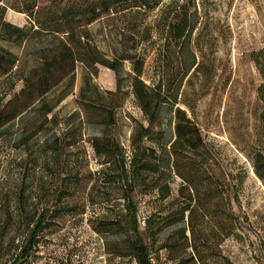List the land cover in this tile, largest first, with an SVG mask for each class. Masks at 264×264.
Returning <instances> with one entry per match:
<instances>
[{
    "label": "rangeland",
    "instance_id": "1",
    "mask_svg": "<svg viewBox=\"0 0 264 264\" xmlns=\"http://www.w3.org/2000/svg\"><path fill=\"white\" fill-rule=\"evenodd\" d=\"M102 1L0 0L2 21L27 31L14 44L2 39L0 26V48L17 56L12 72L0 78L1 103L23 88L22 79L41 65L45 51L67 40V31L82 49L116 66V75L91 66L89 53L81 51L74 81L64 80L43 98L56 104L70 90L47 122L37 102L0 128V264H10L25 245L32 227L25 220L40 216L45 224L38 243L22 264H137L117 252L132 224L117 160L97 155L92 146L104 136L117 143L115 152L127 162L139 150L145 163L158 167L157 174H139L132 194L154 264H264V178L253 167L264 157V102L252 60L264 48V0H120L108 12H102ZM82 9L100 16L82 27L84 18L57 21ZM180 15L187 28L175 40L169 27ZM138 69L148 90L166 99L151 125L133 93ZM83 103L92 107L87 114ZM97 106L112 110V125L87 122L86 115L105 117ZM184 118L198 129L201 142L192 137L190 149L177 158L176 127ZM38 123L43 128L27 141L25 134ZM147 126L150 134L138 140ZM190 159L195 165L207 160L202 168L214 179L196 181L204 195L200 202L175 167L190 175L183 171ZM214 183L225 192L223 214L220 199L212 196ZM158 187L168 195L161 196ZM189 194L193 212L168 226ZM234 221L236 228L226 236ZM106 224L116 227L103 230Z\"/></svg>",
    "mask_w": 264,
    "mask_h": 264
},
{
    "label": "trees",
    "instance_id": "2",
    "mask_svg": "<svg viewBox=\"0 0 264 264\" xmlns=\"http://www.w3.org/2000/svg\"><path fill=\"white\" fill-rule=\"evenodd\" d=\"M119 3L120 0H103L100 3L102 12L110 11L111 8ZM94 12V9H82L80 11H73L69 13V16L66 19H63L65 18L64 16L57 21L65 23L70 19L81 20V18H84V23L79 25V27H82L84 25L92 23L100 16V11L97 13ZM1 15L2 14H0V16ZM180 16L181 17L176 16L175 22L171 23L169 27L175 40L183 39L185 34L184 32L187 28V18L183 17V15ZM0 21V26L3 29L4 33L2 37L3 40L12 42L14 44H20L26 39L27 31L25 29L13 25L8 21H2V16L0 17ZM54 21L56 22V20ZM67 34V40L61 41V43L59 44V48L53 50L52 53L49 50L45 51V54L41 59V65L31 69L29 73L22 79L24 82V86L19 92L14 93L12 97L5 103H1L3 97L0 96V128L13 122L24 112L32 109L37 102L40 103V107L43 109V119L45 120V122H47V116L53 112L55 105L70 93V90L64 92L62 96L57 100L56 104L50 105L43 101V98L64 80L69 79L71 83L72 81H74L76 68L75 64L78 61L82 62L81 51L84 53H89V56L91 57V66L100 64L112 70L116 75V66L114 65V63L102 61L98 56V52H95V50L93 49H89V47H85V49H82L81 46L78 45V43L80 44V42L77 43L74 39H72V37H69L71 34L73 36V32L67 31ZM252 60L262 79V83L258 88V94L262 102H264V48L254 51L252 53ZM16 62L17 56L14 53L0 48V78L3 76H8L12 72V69L15 66ZM140 74V69L136 70V75L133 81V93L140 109L147 117L148 124L151 125L157 119L160 106L166 101V99L162 97L160 91L150 92L143 81H141ZM81 106L83 110L86 111V114L87 110L89 108H92L90 107L89 103H83ZM94 108H97L99 112L104 113L105 117H107H104L105 119L102 117L91 118L89 117V115H86L87 122L91 124L96 123L107 126H110L114 123L113 113L111 109L106 111L101 106H97ZM53 117L54 115H52L50 119H52ZM43 126L44 123H38L30 133L25 134V139L27 141L30 140L38 131L43 128ZM176 132L178 139L173 146L175 147V149L173 148V151L177 158V152H180L187 147L190 149L189 142L191 141L192 137H197L199 142H201L198 129L194 125H191L189 120L185 118L182 119L180 123H178ZM149 134V126L142 128L139 133L138 140L140 138L148 136ZM92 146L97 155L105 156L108 158L113 157L117 160V163L119 165L117 176L123 184L122 196L125 201L126 211L129 213L131 218L132 227L131 230H129V232H131V235L126 238L122 247H118V254H120V256L132 257L137 264H154L151 259L149 247L144 243L140 234L136 215V202L133 201L132 194L135 189V184L139 178V174L147 172L157 174L158 167L154 164L150 165L149 163H145V161L141 159V153H139V150H135L130 158V161L127 162V158H125L124 154L115 152V149L118 145L110 137L104 136L100 139L94 138L92 140ZM189 162L190 166H183V171H189L190 173L188 174L190 175L180 173L179 164L175 165V167L178 172V176H180L183 181L186 182L185 186H187V188H189V190H191L192 192L194 191V195H198V199H196L198 200V202H200L199 198L203 194H198L196 181L200 177H206L209 180L214 179L213 177H208L206 169L202 168V166L207 164V160H203L202 162H200V165H195V159L194 161L190 159ZM253 167L255 174L260 178H264V157L260 158V164H254ZM217 186L218 185L214 183L213 190L211 192H213V197L220 199L219 201L221 213L223 214L224 205L226 204V201H224L225 192L223 186H220V189ZM160 188L161 187H158V191L160 190ZM160 195L165 197L168 194L164 195L161 189ZM194 195L189 194L190 199L187 205L180 206L175 209L176 216L171 218V216L169 217V215H167V218H171L168 226L182 221L185 217L186 212L188 217L191 215L195 207V205H191V201L195 200L193 199ZM149 222L150 217L143 221L146 228L149 227ZM235 222L236 221H234L233 224L229 225V229L226 233H224L226 234V236L230 235L233 229L236 228ZM25 223L27 226L32 225V227L30 228V233L25 245L21 247L20 251L10 264H22L28 257L32 249H34L36 244L38 243L37 235L42 229V226L45 224V220L43 216H40L35 222L33 220H25ZM115 227V225L106 224L103 227V230L110 231L111 228L115 229Z\"/></svg>",
    "mask_w": 264,
    "mask_h": 264
}]
</instances>
